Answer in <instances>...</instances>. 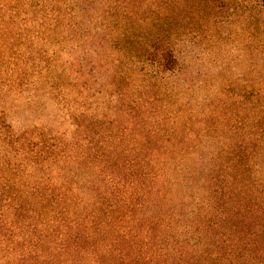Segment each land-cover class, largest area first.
Listing matches in <instances>:
<instances>
[{"label": "rangeland", "instance_id": "1", "mask_svg": "<svg viewBox=\"0 0 264 264\" xmlns=\"http://www.w3.org/2000/svg\"><path fill=\"white\" fill-rule=\"evenodd\" d=\"M132 1L21 7L26 21L0 66V219L22 216L9 211L17 198L6 202L18 187L86 203L112 173L121 185L160 188L161 212L178 218L177 241L193 251L207 244L189 228L204 229L214 213L203 200L222 213L224 197L228 212L239 197L243 230L264 232V0L125 9ZM170 52L176 68L163 71ZM18 225L6 235L0 225V264H21L15 252L30 239Z\"/></svg>", "mask_w": 264, "mask_h": 264}, {"label": "trees", "instance_id": "2", "mask_svg": "<svg viewBox=\"0 0 264 264\" xmlns=\"http://www.w3.org/2000/svg\"><path fill=\"white\" fill-rule=\"evenodd\" d=\"M132 5L137 7L139 2L133 0L125 9L131 11ZM25 6L28 13H37L42 0H0V66L5 64L9 40H14L13 27L18 19L26 21L20 13ZM163 58V71L175 70L177 60L173 52ZM92 156L85 154L82 158H95ZM154 173L148 168L143 171V175ZM159 175L155 173V177ZM110 176L107 188L93 185L87 189L95 197L86 203L68 191L66 203L62 194L54 196L49 187H18L19 193L6 202L17 198L16 203L8 204L9 211L15 215L22 212V216L0 219L4 235L20 228L18 223L28 230L30 242L15 252L16 260L21 264H240L242 260L264 264V232L243 230L245 217L235 205L239 197L231 203L232 212L227 211L226 197L222 213L213 200L202 201L200 209L214 213L207 212L204 229L189 228L191 238L207 244L204 249L193 251L188 244L177 241L178 218L161 212L160 188L139 185L136 179L121 185L112 173Z\"/></svg>", "mask_w": 264, "mask_h": 264}]
</instances>
